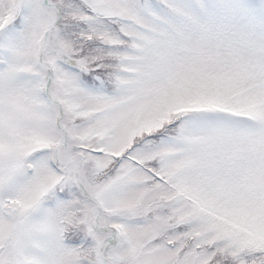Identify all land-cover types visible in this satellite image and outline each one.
Listing matches in <instances>:
<instances>
[{
    "label": "snow or ice",
    "instance_id": "1",
    "mask_svg": "<svg viewBox=\"0 0 264 264\" xmlns=\"http://www.w3.org/2000/svg\"><path fill=\"white\" fill-rule=\"evenodd\" d=\"M0 264H264V0H0Z\"/></svg>",
    "mask_w": 264,
    "mask_h": 264
}]
</instances>
